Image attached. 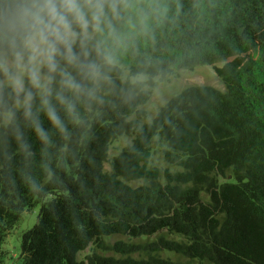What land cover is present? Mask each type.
<instances>
[{
    "label": "trees",
    "instance_id": "obj_1",
    "mask_svg": "<svg viewBox=\"0 0 264 264\" xmlns=\"http://www.w3.org/2000/svg\"><path fill=\"white\" fill-rule=\"evenodd\" d=\"M130 4L113 84L102 102L81 106L79 124L58 133L42 117L49 140L24 128L28 151L0 126V247L40 205L21 236L22 264H184L160 251L196 264H264V0ZM195 65H212L224 90L187 86L141 122L155 79ZM120 136L131 141L108 160ZM155 136L166 144L165 168L149 165ZM162 231L178 238L104 240ZM90 244L118 256L79 260Z\"/></svg>",
    "mask_w": 264,
    "mask_h": 264
},
{
    "label": "clouds",
    "instance_id": "obj_2",
    "mask_svg": "<svg viewBox=\"0 0 264 264\" xmlns=\"http://www.w3.org/2000/svg\"><path fill=\"white\" fill-rule=\"evenodd\" d=\"M130 0H0V126L28 151L24 128L47 143L81 122V106L113 84Z\"/></svg>",
    "mask_w": 264,
    "mask_h": 264
},
{
    "label": "rangeland",
    "instance_id": "obj_3",
    "mask_svg": "<svg viewBox=\"0 0 264 264\" xmlns=\"http://www.w3.org/2000/svg\"><path fill=\"white\" fill-rule=\"evenodd\" d=\"M232 60V57H227L223 60L215 61L214 65L220 67L224 63ZM135 79H144V76H138ZM156 85L152 89L150 98L142 108L146 111V117L141 120V122H149L154 117L155 113L170 97L180 92L187 86L190 85H210L219 90H224V85L221 81L219 74H217L212 65H195L192 69L182 68V69H173L172 73L166 76L163 79L159 77L155 79ZM129 118H134V115ZM131 137L129 136H120L117 139L113 140L109 144L108 149V160H111L114 155H116L126 144L130 143ZM166 148V144L159 140L158 136H155L151 142V159L149 165L156 166L159 168H165L168 165L164 162L162 158V151ZM172 170L176 168L173 166L169 167ZM109 162L104 164V170H109ZM224 179H222L223 181ZM225 180L232 181L231 175H227ZM131 185L135 186L142 183V180H136L129 182ZM40 205L35 206L31 210H25L19 219V221L7 232L4 242L0 247V264H22L23 258L21 255V236L24 231L29 229L37 221V215ZM157 235L170 236L178 238L175 235H169L166 231H162L153 236H143L136 238H129L124 235H111L105 237L104 240L108 243H113L117 240H123L131 243H143L151 241L157 237ZM93 251L100 252L105 255H114L111 251H102L97 249L95 244H90L84 250H81L77 254L79 260L85 259L87 254L92 253ZM134 257H146L144 253L132 254ZM161 257H168L173 260L180 261L184 264H196V260H191L183 257L182 255L169 252V251H160L158 253Z\"/></svg>",
    "mask_w": 264,
    "mask_h": 264
}]
</instances>
